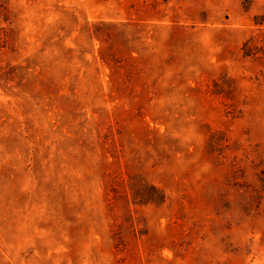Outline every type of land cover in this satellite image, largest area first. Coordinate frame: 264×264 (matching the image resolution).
Segmentation results:
<instances>
[{
    "label": "rangeland",
    "instance_id": "1",
    "mask_svg": "<svg viewBox=\"0 0 264 264\" xmlns=\"http://www.w3.org/2000/svg\"><path fill=\"white\" fill-rule=\"evenodd\" d=\"M264 0H0V264H264Z\"/></svg>",
    "mask_w": 264,
    "mask_h": 264
},
{
    "label": "trees",
    "instance_id": "2",
    "mask_svg": "<svg viewBox=\"0 0 264 264\" xmlns=\"http://www.w3.org/2000/svg\"><path fill=\"white\" fill-rule=\"evenodd\" d=\"M255 34L249 35L241 46L244 56L264 60V5L261 11L252 17Z\"/></svg>",
    "mask_w": 264,
    "mask_h": 264
}]
</instances>
